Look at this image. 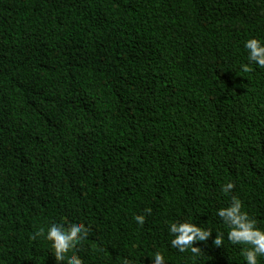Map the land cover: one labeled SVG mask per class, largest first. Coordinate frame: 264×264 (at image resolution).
<instances>
[{
  "label": "trees",
  "instance_id": "trees-1",
  "mask_svg": "<svg viewBox=\"0 0 264 264\" xmlns=\"http://www.w3.org/2000/svg\"><path fill=\"white\" fill-rule=\"evenodd\" d=\"M250 38L264 0H0V264H68L37 235L60 219L88 229L83 264H245L217 210L264 230ZM174 221L211 234L180 252Z\"/></svg>",
  "mask_w": 264,
  "mask_h": 264
},
{
  "label": "clouds",
  "instance_id": "clouds-1",
  "mask_svg": "<svg viewBox=\"0 0 264 264\" xmlns=\"http://www.w3.org/2000/svg\"><path fill=\"white\" fill-rule=\"evenodd\" d=\"M244 48L247 50L248 63L240 65V71L248 72L250 65L255 64L264 68V42L257 38H250L244 42ZM232 183H227L223 187L225 193L232 189ZM150 212L151 209H145ZM217 215L222 218L224 224L228 226L227 239L232 244H240L241 255L245 264H258V257H264V230L258 228L255 221L248 214L242 211L241 201L232 197L231 203L227 207L217 210ZM136 222L143 223L144 216L134 217ZM88 229L80 220L67 221L65 219L53 220L47 228H40L37 235L44 234L46 238L54 244V253L60 260L68 261V264H83L81 258L74 252L68 254L70 248H74L76 243L81 241L87 235ZM168 231L173 235L170 241L172 247L180 252L190 249L197 252L198 248L193 246L196 241H206L211 231L197 226L189 221H174L168 226ZM223 236L215 235L213 244L220 246ZM152 264H164V256L156 252L152 257Z\"/></svg>",
  "mask_w": 264,
  "mask_h": 264
}]
</instances>
